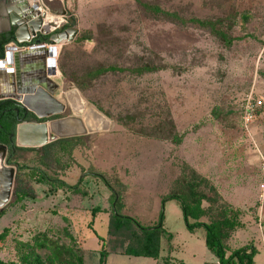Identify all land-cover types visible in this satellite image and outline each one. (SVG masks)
<instances>
[{
	"label": "rangeland",
	"instance_id": "obj_1",
	"mask_svg": "<svg viewBox=\"0 0 264 264\" xmlns=\"http://www.w3.org/2000/svg\"><path fill=\"white\" fill-rule=\"evenodd\" d=\"M68 7L66 23L74 19L77 33L59 44L51 79L65 105L58 116L82 119L87 133L52 157L42 148L57 139L21 145L34 151L11 158L15 192L22 184L29 194L15 193L0 209V259L27 264L22 244L46 238L98 264L113 210L107 181L122 195L121 215L150 227L163 212L166 233L158 259L110 251L106 264H219L205 230L186 227L179 200L162 208L171 193L200 203L202 222L232 220L224 226L227 254L252 245L254 264H264V104L249 130L243 121L250 93L264 101V0H68ZM148 62L159 69L135 72ZM38 170L81 181L79 192L42 181ZM35 253L51 256L47 248Z\"/></svg>",
	"mask_w": 264,
	"mask_h": 264
},
{
	"label": "trees",
	"instance_id": "obj_2",
	"mask_svg": "<svg viewBox=\"0 0 264 264\" xmlns=\"http://www.w3.org/2000/svg\"><path fill=\"white\" fill-rule=\"evenodd\" d=\"M148 10L152 11L154 14L158 16H163L165 18L174 19L176 14L169 13L164 11L158 6L146 5L145 6ZM200 24L206 25L210 24L213 25L211 21H200ZM74 24V19L68 21L64 26L69 27ZM218 35L222 38H226V36L221 33L220 31H216ZM13 34V32H12ZM225 36V37H224ZM50 34L46 35H39L37 41L49 42ZM11 38H7L6 41L3 43V46L0 50V59L5 56L4 44L11 42ZM111 68V67H109ZM158 66L154 65L152 62L145 63L141 66H138L135 72L142 74L145 72L156 71ZM105 71V69H101ZM14 102L11 100H3L0 101V128L2 129L5 137L0 135V143L8 142L7 135L9 132L15 133L16 125L18 124L17 121H12L13 116L15 114V110L13 109ZM4 110L6 112H4ZM12 121V122H11ZM73 143L72 149L75 148L77 145L81 143V136H73V137H66L60 138L56 141L47 144L42 148L43 156L45 157H52L55 154V150L57 151V147L59 145L62 146L64 143ZM19 150H30L34 151L32 148H23L19 147ZM11 164V158L9 160ZM24 166H20L22 168ZM29 168V167H28ZM39 171V170H38ZM40 179L42 181L47 182L48 184H58L62 187H68L72 191H78L81 185V181L76 184L70 185L65 181H59L58 179H52L48 174L39 171ZM102 178L105 177L102 175ZM81 180V179H80ZM107 186L111 190V197H112V204L113 210L110 215L109 225H108V238L99 237L102 241V246L99 252V260L98 264H106L108 255L110 251H116L121 254L125 255H133V256H144V257H151L154 259H158L160 256L161 250V242L162 237L166 233V230L163 226L164 222V214L160 212L159 220L152 226L146 227L142 226V224L130 216L121 215L118 211V205L122 201V195L119 191H117L112 185H110L107 181H105ZM192 187V191L194 187ZM191 189V188H190ZM29 193L25 190V187L21 184L18 186L16 190L17 197H21V195L27 196ZM84 194V191L81 193ZM187 193H171L166 195L162 198V208H164L165 203L170 199H177L181 203L182 212L185 219V224L188 230L191 232H195L197 229L203 228L205 230V244L207 248L212 251L216 257L218 258L219 264H254V257L257 253V249L252 246H244L235 251L231 252L230 255L227 254L225 245H224V238L226 237L224 226L229 225L233 226L232 220L225 219L224 221H213L210 223H205L200 221L201 217V205L200 203H190L187 199ZM100 212V208L94 207L92 209V222L97 213ZM194 219V222L190 220ZM5 233L0 235V239L4 238ZM110 246L109 250L106 245ZM24 247V248H23ZM35 248H47L51 251V256L49 255L46 258L40 257L38 254L35 253ZM26 249L30 251V256L28 257L27 264H84L83 257L76 251V249L70 247H64L61 244L55 243L53 244L49 239L42 238L38 239L35 244L27 243L22 244V253H26ZM119 250V251H118ZM21 254V255H23ZM0 264H16L15 262H5L0 259Z\"/></svg>",
	"mask_w": 264,
	"mask_h": 264
},
{
	"label": "water",
	"instance_id": "obj_3",
	"mask_svg": "<svg viewBox=\"0 0 264 264\" xmlns=\"http://www.w3.org/2000/svg\"><path fill=\"white\" fill-rule=\"evenodd\" d=\"M8 8L11 18V27L16 28L13 44L18 49L13 54L16 71V92L14 94L10 93V91H5L0 94V99L16 100L27 112L34 113L38 118V121H23L18 125L17 134L19 143L22 146L42 147L48 142L59 138L86 134L87 128L85 123L82 119L77 117L64 116L49 121H41V119L58 115L65 110V105L54 97L58 84L48 77L44 67L41 70V74L50 85L47 89L45 88L46 85H43L45 83H38L40 81L26 82L22 79V74H27V72H22V63H24V61H30L32 53L37 51L41 52V55L37 54L36 59L40 58V62L45 63L47 58L51 55V51H55V44L71 40L77 33V29L69 27L62 30V32L53 33L50 36L49 48H47L46 45H40L33 49H25V44L31 43L36 36L39 34H50L60 26L63 27L65 22H62L51 30H43L44 19H47L50 15L44 13L39 4V0H9ZM9 58H12V55L7 50L5 57L0 59L1 65L5 66L4 69H0V72H4L6 68H8V65L4 63H6V60ZM10 60L8 62H12V60ZM32 68L34 70L36 69L35 66ZM36 74L38 75L37 70H35V76ZM22 126L25 128L24 131L21 129ZM0 155L2 157V162L8 168L9 174L8 186L0 193V209H2L11 201L12 196L16 193L14 188L16 169L8 165L7 146L4 144H0ZM12 185L13 188L11 189Z\"/></svg>",
	"mask_w": 264,
	"mask_h": 264
},
{
	"label": "bare ground",
	"instance_id": "obj_4",
	"mask_svg": "<svg viewBox=\"0 0 264 264\" xmlns=\"http://www.w3.org/2000/svg\"><path fill=\"white\" fill-rule=\"evenodd\" d=\"M51 8H53V7H51ZM58 9H59V7H58ZM58 12H60V11H58ZM61 23H62L61 18H58V17H55V16L50 15L44 21L43 28L42 29L45 30V31H48V30H51L52 28L56 27L57 25H59ZM59 44H61V43H58L57 45H55V47H54L55 48V51L54 50L51 51V53H50L51 55L47 58V60H46L45 63L40 62V58H37L36 59L37 54L41 55L42 54L41 52H38L37 51L35 53H32L31 56H30L31 60L30 61H24L25 64L22 63L23 64V70H22V72H27V74H24V73L22 74V79L24 81H26V82H28V81H36V82L40 81L38 83H41V82L42 83H45L43 85H46L45 86L46 89H47V87H50V85L45 80V77L44 78L42 77L41 70L44 67L46 69L45 71L47 72L48 77L50 79L53 78L54 76H56L55 74H58V73H56V72H58L57 67H56V57H57V55L59 53V46H60ZM49 47H47V48H49ZM13 50H16L15 47L9 46L8 51H9V53H11L12 58H9L8 60H6L7 62L4 63V64L8 65L7 66L8 68H6V70L4 72H0V77L4 73H7V74L11 75L9 77H10L11 81L13 82L14 92H10V93H14L15 94V92H16V80H15L16 71H15V59L13 58V54H14V51ZM10 59L12 60V62H8ZM36 63H38V64H36ZM33 64H35L34 65L35 67H38V69H36L38 71V75L36 74V76H35V71L32 72V73H28L29 66H33ZM4 68H5V66L4 65H1V63H0V69H4ZM7 81L8 80H6V84L8 85V82ZM21 129H22V131H24L25 128L22 126ZM1 158L2 157L0 155V193L3 192L4 189L7 188V186H8V176H9V174H8V168L2 162ZM12 188H13V185L11 186V189Z\"/></svg>",
	"mask_w": 264,
	"mask_h": 264
},
{
	"label": "flooded vegetation",
	"instance_id": "obj_5",
	"mask_svg": "<svg viewBox=\"0 0 264 264\" xmlns=\"http://www.w3.org/2000/svg\"><path fill=\"white\" fill-rule=\"evenodd\" d=\"M8 4H9V0H0V5H4L6 6L7 10L9 9L8 8ZM9 11V10H8ZM68 27H62V30H65L67 29ZM15 31H16V28L15 27H11V29L7 32H4V31H0V50L3 46V43L6 41L7 38H11L12 41L11 42H8L6 44H4V50H5V54H6V51L8 50V46L10 44L13 43L14 41V35H15ZM13 32V34H12ZM40 35V34H39ZM39 35L36 36L33 41L31 43H26L25 44V49H33L34 45H42L44 42H39L37 41V39L39 38ZM50 40V39H49ZM46 42V41H45ZM45 44V43H44ZM38 45V46H39ZM30 46V48H29ZM13 47L17 48L15 45H13ZM28 47V48H27ZM32 47V48H31ZM49 47V46H48ZM18 50V49H17ZM14 52L16 50H13ZM12 51V52H13ZM5 57V56H4ZM3 57V58H4ZM38 64V63H36ZM35 64H33V66H29V73H32L34 72L36 69H38V67H36L35 70H33L32 67H34ZM3 100H11L14 102V107L13 109L15 110V114L13 116V119L12 121H17L18 124L16 125V129H15V133H12V132H9L8 135H7V140L8 142H4V143H0V144H4L7 146V152H8V163H9V160L10 158L14 157V156H17L19 155V153H21V150H19V147L21 148V146H19L17 144V129H18V125L20 123H22L23 121H38V118L36 117V115L32 112H27L25 110V108H23L16 100H13V99H0V101H3ZM1 110V108H0ZM4 112H6L4 110ZM56 118H61V116H58V115H54V116H50V117H47V118H44V119H41V121H49V120H53V119H56ZM0 120H2V117H0ZM11 121V122H12ZM1 126V124H0ZM0 135H3L5 137V134L3 133L2 129L0 128ZM10 157V158H9Z\"/></svg>",
	"mask_w": 264,
	"mask_h": 264
},
{
	"label": "crops",
	"instance_id": "obj_6",
	"mask_svg": "<svg viewBox=\"0 0 264 264\" xmlns=\"http://www.w3.org/2000/svg\"><path fill=\"white\" fill-rule=\"evenodd\" d=\"M39 4L42 7V9L46 15H52V16L61 18L62 22L66 23V18H67L66 13L68 12V9H69L68 0H39ZM51 7H53V8H51ZM58 7H59V9H58ZM58 11H60L61 13ZM44 20H46V19H44ZM10 29H11L10 12L7 10L6 6L0 5V31L7 32ZM13 45L14 44L12 43L9 46H13ZM15 49L17 50V48H15ZM9 76H11V75L4 73L0 77V94L4 93L5 91L14 92L13 82L11 81ZM6 80H8L7 81L8 85L6 84ZM17 144L19 146H21V144L19 143L18 134H17Z\"/></svg>",
	"mask_w": 264,
	"mask_h": 264
},
{
	"label": "built area",
	"instance_id": "obj_7",
	"mask_svg": "<svg viewBox=\"0 0 264 264\" xmlns=\"http://www.w3.org/2000/svg\"><path fill=\"white\" fill-rule=\"evenodd\" d=\"M37 46V45H34ZM264 104L263 100H257L253 97V93H250L246 98L244 106L243 121L245 123L246 130H249V125L256 119V111Z\"/></svg>",
	"mask_w": 264,
	"mask_h": 264
}]
</instances>
